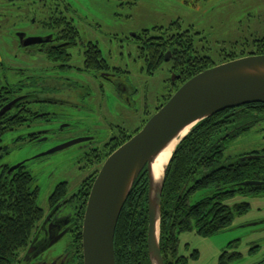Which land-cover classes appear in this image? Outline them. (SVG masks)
I'll return each instance as SVG.
<instances>
[{"label":"trees","instance_id":"16d2710c","mask_svg":"<svg viewBox=\"0 0 264 264\" xmlns=\"http://www.w3.org/2000/svg\"><path fill=\"white\" fill-rule=\"evenodd\" d=\"M174 25L166 29V39H146L143 51L149 54L148 70L154 73L165 64V54L176 45L178 58L173 66L181 73L179 84L183 85L214 65L195 54L190 32L187 31V36L182 35L173 29ZM149 33L151 31H144L137 39L145 41L143 35ZM255 49L264 55L263 45L251 50ZM153 57L157 59L155 63H152ZM7 99L6 95H0V110ZM261 119H264V104L222 111L198 124L177 148L169 165L162 199L160 243L165 264H188V258L180 254L182 234L195 231L204 238L216 236L231 229L235 219L251 209L249 203L230 206L228 202L237 196L264 197V186H245L248 182H264V158H250L264 152L245 153L236 160L226 158L233 141L248 133ZM23 123L24 118L12 120L10 115L0 119V264H19L21 252L29 248L46 219L45 211L38 204L39 190L33 187V174L23 167L11 175L9 166L3 165L4 158L10 154L9 148L4 146V138L19 130ZM130 139L131 136L124 138L113 150ZM94 180L95 175L72 197L68 195V184H60L50 199L51 212L60 204L62 208L70 205L68 209L75 218V228L70 235L73 241L69 252L78 257L80 264H84L82 226ZM148 190V173L144 170L118 223L116 264H151ZM197 255L196 252L193 257L197 258ZM225 258L226 254L221 259L223 264H226L223 262ZM239 258L242 255L234 253L230 261Z\"/></svg>","mask_w":264,"mask_h":264},{"label":"rangeland","instance_id":"374dc122","mask_svg":"<svg viewBox=\"0 0 264 264\" xmlns=\"http://www.w3.org/2000/svg\"><path fill=\"white\" fill-rule=\"evenodd\" d=\"M106 1L108 17L101 25L107 29L108 39L113 40V61H116L114 58L122 53L126 57L122 61V67L129 65L132 72V75H128L127 82L138 91L131 96L133 107L126 108L124 103L118 102L116 96L107 92L104 96L94 97L90 114L92 118L87 124L83 123L81 126L77 125L66 130L59 137H53L48 142L29 145L26 141H15L13 138L28 131L21 128L15 134H8L4 138V146L9 148L10 154L4 158L3 165L12 168L28 161L27 171L34 176L33 187L39 190L38 204L45 211L46 220L51 215L50 199L60 184H68V195L72 197L81 190L91 176L95 175V179L98 176L94 173L90 162L83 158L82 151L76 147L45 155L48 151L70 139L79 138L88 130L99 138L98 146H103L116 135L119 131L118 127L124 129L129 136L136 135V129L140 128L144 112L147 111L146 104H149L150 112L144 115V125L180 88L181 84L174 89L171 86L172 64H162L153 73L154 75H151L146 71L143 62L137 65L132 63L139 57L138 42L141 41L137 39L139 34L156 27L168 29L173 23L180 22L182 30L192 29V34L200 33L197 36L203 39L201 41L198 39L202 54L198 55L214 57L216 60L214 66L223 63V61L219 62L218 56L221 49L224 52L233 50L234 54L240 56L246 50V55V52L254 46L247 43L246 46L242 43L254 35H264V0ZM75 2L80 10L86 12L89 4H94L96 0H75ZM89 15L93 17L91 13ZM91 23L99 24L94 21ZM149 36H157V33L156 35L149 33ZM143 38L147 39V36L143 35ZM120 40L122 43L119 45ZM233 45L234 49L230 48ZM129 56L133 59L128 58ZM140 67H144V70ZM86 115L88 114L83 113L81 118L84 119ZM254 151H264V119L256 121L248 133L242 134L233 141L226 152V158L236 160L238 156ZM241 203H249L251 209L245 216L237 217L231 229L209 238L201 237L195 231L180 236V254L188 258V264H221L224 252L231 247L233 248L231 254L240 252L243 254V259L230 264H264V230L260 226L249 227L251 222L264 218V197L237 196L228 202L230 206ZM72 241V236L66 235L45 250L38 261L54 264L59 258L67 255L74 260L71 264H80L78 257L69 252ZM230 244L232 245L229 246ZM29 250L30 248L21 252L19 264L32 263V260H27ZM196 252L197 258L193 257ZM251 253L256 254L252 256Z\"/></svg>","mask_w":264,"mask_h":264},{"label":"flooded vegetation","instance_id":"af4514ba","mask_svg":"<svg viewBox=\"0 0 264 264\" xmlns=\"http://www.w3.org/2000/svg\"><path fill=\"white\" fill-rule=\"evenodd\" d=\"M106 7V0H96L94 4H89L86 12L80 10L75 0H0V95L8 97V101L4 103L0 112L14 103L12 109L1 118L6 115H10L12 120L18 117L24 118L21 130L28 129L26 133L13 138L15 141H26L29 145L42 144L53 137H59L66 130L77 125L87 124L92 118L90 114L96 95L104 96L109 92L116 96L120 104L124 103L126 108L133 107L131 96L138 91L127 82L128 75H132V72L129 65L122 67V61L126 58L122 53L114 58L116 61H113V40L108 39L107 29L101 25L108 17ZM90 13L93 17H90ZM92 21L99 24H93ZM176 23L172 24H175L173 29L186 36L189 31L194 40L195 54H202L198 39L200 41L203 39L197 36L200 33L192 34V29L182 30L180 22L179 25ZM166 29L164 27L151 29V33L153 35L157 33V36L147 35V39H166L168 34ZM121 43L122 40L118 41L119 45ZM145 43L146 38L145 41L138 42L139 57L132 63L137 65L143 62L147 68L146 71L150 74L147 66L149 54L146 53L144 56L143 51ZM155 43L158 44L157 41ZM246 43L252 47L264 46V35H254L242 44L247 46ZM176 48V45L173 46L165 54V64L175 63L178 58ZM230 48L234 49V45ZM245 51L240 56L237 53L234 54L233 50L224 52L221 49L218 53L219 62L223 61L221 64H224L241 57L260 55L256 49L247 51L246 55ZM128 58L133 59L132 56ZM166 58L170 61L166 62ZM203 58L208 59L212 64L216 62L214 57L209 55H204ZM152 60V63L157 61L154 57ZM140 69L144 70V67ZM151 75L154 74L151 73ZM171 75L175 79L173 82L171 78V86L174 89L181 82L182 75L174 66L171 69ZM11 97L13 98L10 99ZM146 107L147 111L144 115L150 112L149 104H146ZM83 113L88 114L84 117L85 122L81 118ZM144 115L136 133L145 126ZM118 128V133L103 146L97 145L99 138L88 130L79 138L70 139L50 151L76 140H85L72 147L82 151L83 158L90 162L94 173L98 175L106 160L123 144L115 150H113L114 147L124 138L129 137L124 129ZM16 131L10 134H15ZM133 136L135 135L131 138ZM251 157L264 158V154ZM27 163L28 161L23 162L20 168L27 167ZM96 166L100 168L96 169ZM10 174L14 175V173ZM258 183L262 184L245 186H264V182ZM58 206L55 211H52L53 214L50 211L52 214L50 221L45 226V221L43 222L36 240L34 239L35 241L33 240L29 246L31 248L34 243L37 248L32 255H28L27 260H32L31 264H45L38 261L41 254L37 256V253H41L42 248L47 245L46 242L50 238L59 237L64 231H68L67 235H71L75 228V218L68 211L70 205H66L65 208H62V204ZM259 226L264 230V218L251 222L249 225L252 228ZM231 250L233 248H229L223 254L227 256L223 261L226 264L233 262L230 260L235 252L231 254ZM236 253L242 255V258L237 260L243 259V254ZM255 254L251 253L252 256ZM72 261L74 260L65 255L54 264H71ZM221 264H223L222 261Z\"/></svg>","mask_w":264,"mask_h":264},{"label":"water","instance_id":"95a60500","mask_svg":"<svg viewBox=\"0 0 264 264\" xmlns=\"http://www.w3.org/2000/svg\"><path fill=\"white\" fill-rule=\"evenodd\" d=\"M169 61L166 58V62ZM172 80L175 81L174 77ZM251 104H264V55L248 56L215 66L183 84L142 130L103 164L93 183L82 226L84 264H116L115 238L118 223L144 170H147L149 179V257L151 264H165L160 243L162 199L169 165L177 148L198 124L222 111ZM13 106L14 103L6 106L0 112V118ZM84 141L67 143L45 155L63 151ZM171 148L173 152L169 161L157 175L155 165L159 157ZM22 165L10 168L9 173ZM261 184L248 182L245 185ZM51 215L44 226L50 221ZM67 233L64 231L59 237L50 238V242L37 256L63 239ZM36 250L33 243L28 255Z\"/></svg>","mask_w":264,"mask_h":264},{"label":"bare ground","instance_id":"6f19581e","mask_svg":"<svg viewBox=\"0 0 264 264\" xmlns=\"http://www.w3.org/2000/svg\"><path fill=\"white\" fill-rule=\"evenodd\" d=\"M172 152H173V148H171L168 152L161 154V156L159 157L157 164L155 165V171L157 175L160 171L162 172V168L169 161Z\"/></svg>","mask_w":264,"mask_h":264}]
</instances>
